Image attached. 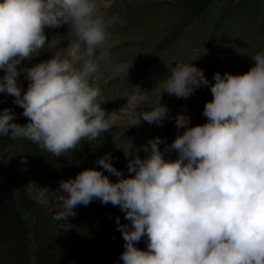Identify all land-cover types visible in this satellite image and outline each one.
Returning <instances> with one entry per match:
<instances>
[{
    "label": "clouds",
    "instance_id": "obj_1",
    "mask_svg": "<svg viewBox=\"0 0 264 264\" xmlns=\"http://www.w3.org/2000/svg\"><path fill=\"white\" fill-rule=\"evenodd\" d=\"M68 26L65 49L27 69L30 81L21 90L17 66L46 45L45 27ZM108 33L98 0H0V92L28 118L0 111V136L26 138L55 156L75 150L81 141H96L113 126L115 113L102 107L101 90L90 83L99 62L108 56ZM245 73H214L211 83L192 62H177L160 87L177 98L210 88L203 108L205 123L191 125L178 113V132L165 151L159 136L139 149L123 150L130 175L101 156L99 168H85L59 184L56 221L75 216L78 205L94 199L119 206L128 222L117 230L124 241L123 264H264V51L250 55ZM161 93V94H162ZM159 101L140 111L132 125L146 121L163 126L169 109ZM105 172L117 177L110 180ZM146 237L147 248L137 247Z\"/></svg>",
    "mask_w": 264,
    "mask_h": 264
},
{
    "label": "rangeland",
    "instance_id": "obj_2",
    "mask_svg": "<svg viewBox=\"0 0 264 264\" xmlns=\"http://www.w3.org/2000/svg\"><path fill=\"white\" fill-rule=\"evenodd\" d=\"M184 4L182 0H98L108 33V56L107 61L99 62L90 83L101 90L104 100L101 107L116 115L113 126L99 140L81 141L92 157L118 151L130 159L123 150L139 149L138 154L143 158L147 153L142 146L157 136L164 138L160 149L165 153L178 132H183L175 127L174 118L178 113L190 116L191 125L206 122L202 113L205 103L212 99L209 87L196 89L187 99L162 93L160 85L175 63L193 62L214 83L217 71L222 75L247 72L254 63L250 55L264 51L262 6L255 11L244 9L239 0H212L198 16L185 22L189 15L183 16ZM44 31L45 47L17 66L21 70L18 77L28 85L30 81L23 69L49 60L57 51L67 55L61 49L67 48L71 40L67 37L68 26H46ZM130 93L136 95L132 101L128 99ZM160 96L161 104L169 109L163 126L143 120L132 125L139 112L155 105ZM1 161L8 172L26 181L32 198L52 204L49 195L33 181L27 170ZM128 175L126 168L125 176ZM22 213L30 221L27 212L22 210ZM95 213L97 216L124 215L119 206L111 203L100 206Z\"/></svg>",
    "mask_w": 264,
    "mask_h": 264
},
{
    "label": "trees",
    "instance_id": "obj_3",
    "mask_svg": "<svg viewBox=\"0 0 264 264\" xmlns=\"http://www.w3.org/2000/svg\"><path fill=\"white\" fill-rule=\"evenodd\" d=\"M212 0H182L185 22L198 16ZM244 9L264 11V0H239ZM264 18V12H263ZM4 70L0 69V77ZM22 92L28 84L18 77ZM8 108L15 113V122L26 125L29 120L23 109L14 103V97L0 92V111ZM110 153L112 163L125 176L128 158L118 151ZM104 153L103 155H105ZM101 155V156H103ZM98 158L92 157L83 143L77 149L55 156L43 152L26 138L11 139L0 136V159L12 166L27 170L34 182L45 190L52 204L32 198L23 178L8 172L0 160V264H123L119 259L124 249L122 234L117 230L116 218L128 223L124 215L97 216L95 210L103 204L94 199L89 205H78L76 215L65 221H56L53 216L59 210V184L61 180L75 178L85 168H99ZM110 180L116 176L105 172ZM22 210L29 216L28 221ZM76 221V222H75ZM81 221V222H79ZM147 248L146 237L137 243Z\"/></svg>",
    "mask_w": 264,
    "mask_h": 264
},
{
    "label": "bare ground",
    "instance_id": "obj_4",
    "mask_svg": "<svg viewBox=\"0 0 264 264\" xmlns=\"http://www.w3.org/2000/svg\"><path fill=\"white\" fill-rule=\"evenodd\" d=\"M134 98H136V95H134L133 93H130V96L128 99L132 101ZM163 154L166 160H175L178 157V153L175 150H169Z\"/></svg>",
    "mask_w": 264,
    "mask_h": 264
}]
</instances>
